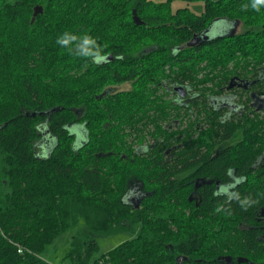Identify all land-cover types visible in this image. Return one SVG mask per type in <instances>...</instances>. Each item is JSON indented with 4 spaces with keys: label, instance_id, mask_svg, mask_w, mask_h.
Segmentation results:
<instances>
[{
    "label": "trees",
    "instance_id": "obj_1",
    "mask_svg": "<svg viewBox=\"0 0 264 264\" xmlns=\"http://www.w3.org/2000/svg\"><path fill=\"white\" fill-rule=\"evenodd\" d=\"M182 1H202L205 9L173 12L150 0H0V264H51L44 258L49 247L82 222L62 264H220L205 222L215 217L254 224L227 240L238 241L248 260L236 264H264V243L256 239L264 184L229 203L207 187L200 206L182 212L175 202H187L188 194L171 180L176 169H161L153 158L178 138L175 132L159 142L175 115L159 101L166 82L209 92V84L229 82L231 64L264 73V58L251 61L264 45V0ZM36 6L43 12L33 21ZM219 18L248 31L192 46ZM126 83L132 89L110 92ZM212 121L217 141L237 128ZM259 124L261 138L247 151L199 159L205 153L191 143L176 154L184 166L206 161L207 173L247 170L264 153ZM230 155L247 161L240 166ZM133 185L148 190L138 207ZM135 225L133 239L93 260L97 237Z\"/></svg>",
    "mask_w": 264,
    "mask_h": 264
},
{
    "label": "flooded vegetation",
    "instance_id": "obj_2",
    "mask_svg": "<svg viewBox=\"0 0 264 264\" xmlns=\"http://www.w3.org/2000/svg\"><path fill=\"white\" fill-rule=\"evenodd\" d=\"M220 21L226 23V32L221 35L204 38L201 42L242 35L248 31V28L242 22L228 18H219L213 21L212 24L214 23L215 25V23ZM240 27L241 30L239 29ZM221 32H224V30ZM260 46L257 54L258 58L257 60L252 59V62L263 60L264 45ZM234 69V64H231L229 72L232 76L226 85L217 88V83L210 84L209 87H213V89L209 90V92L201 90L199 87V89L195 87L188 88L185 85H174L169 82L164 84V89H166V93L169 96H163V92H161L162 99L159 101L169 105L167 108L168 112L171 111L175 115L172 120L164 123V133L159 142L167 144V138L175 132H177L178 138L172 141L171 146L166 148L164 155L154 156L153 158H159L162 162L160 164L161 169L167 170L169 167L176 169L173 171L171 180L173 182L176 181L183 196L188 194L187 202L185 198L175 202V207L181 211L188 210L191 213L194 211L193 206H200L207 187H211L213 197L226 200L229 203L244 191L260 188L264 184V153L263 155H256V159L247 170H243L242 167L241 170H237L238 167L229 166L225 175L207 173L204 170L207 166L206 161L199 160L197 164L184 166L182 155L176 154L185 146L194 143L197 147L195 149H203L205 153L199 159L206 157L205 155L210 152V154H207L209 159L216 160L221 158L227 150L236 152L239 148H242L247 151L249 144L252 145L255 141H259L262 131H254L255 126L253 124L261 122L262 124H259L258 128H263L264 73L260 71L246 73L242 69L237 71ZM180 87H184L187 90L184 96L175 90ZM207 115L211 118L209 122L207 121ZM212 119L220 122V125H226L230 122L237 125V128L233 130L229 138L217 141L215 138L216 125ZM253 136H256L253 139L254 141L251 140ZM43 142H47V139L43 140ZM157 143L156 141L153 145ZM140 151L144 152V150ZM248 152H252V149ZM230 158L239 161L240 166L247 161L245 158H239V155H230ZM130 192L132 195L131 200L137 207L141 199L148 195V190H145L143 185H133ZM222 207L223 205L219 203L215 207V214L221 216ZM258 209L256 223L259 224L260 232L257 234L256 239L264 243V205H261ZM205 222L211 226L214 256L219 260V263H240L239 259H244L241 257L240 245H238V241L231 240L229 237L227 240V236L233 234L236 237L235 233L237 231H251L254 228V224L248 225L242 219L223 217H215ZM180 259L178 258V260Z\"/></svg>",
    "mask_w": 264,
    "mask_h": 264
},
{
    "label": "rangeland",
    "instance_id": "obj_3",
    "mask_svg": "<svg viewBox=\"0 0 264 264\" xmlns=\"http://www.w3.org/2000/svg\"><path fill=\"white\" fill-rule=\"evenodd\" d=\"M150 1H152L156 4L169 3L171 5V9L173 12H175L176 10H178L180 8H187L188 7L189 10H191V12H193L195 14H201L205 9V3L202 1L193 2L190 4H186L182 0H150ZM226 28H227L226 23L223 21L215 23V25L213 23L211 25V27L205 33H203L202 35H197L195 37V39L191 42V45L193 46L195 44L200 43L202 41V39H204V38L206 39V38L213 37V36H216L219 34L221 35L222 33L226 32L225 31ZM239 29L241 30V27ZM222 30H224V32H221ZM132 87H133L132 84L126 83V84H123L121 86L111 87L110 92L116 93L119 91H127V90L132 89ZM163 96H169V94L166 93V89H164V88H163ZM79 129L80 128L78 126H74L72 128V131L77 133V132H79ZM83 226H84V224L82 222L78 227H75V228H72L71 230H69L68 233L62 237L63 239L62 238L59 239L56 246H52V247L50 246L49 247V249L47 251L48 253L44 255V258L48 262H50L51 264H62V262H61L62 258L67 253V251L69 250L72 235L79 228H81ZM139 231H140V226L135 225L133 227L132 232H123V233H118V234H113V235H108V236L97 237L98 251L95 253L93 260L100 258L103 254L114 249L118 245L133 239Z\"/></svg>",
    "mask_w": 264,
    "mask_h": 264
},
{
    "label": "water",
    "instance_id": "obj_4",
    "mask_svg": "<svg viewBox=\"0 0 264 264\" xmlns=\"http://www.w3.org/2000/svg\"><path fill=\"white\" fill-rule=\"evenodd\" d=\"M43 12V7L42 6H36L35 10H34V15H33V21H35V19L38 17L39 14H41ZM110 59L112 60V55L110 56ZM177 92H179L181 95H185L187 90L183 87L180 88H176L175 89ZM55 110H52L51 112L53 113ZM51 112H49L48 114H51ZM36 113L33 114V116H35ZM41 115H44L43 113ZM247 259H239L240 263H244L247 262Z\"/></svg>",
    "mask_w": 264,
    "mask_h": 264
}]
</instances>
